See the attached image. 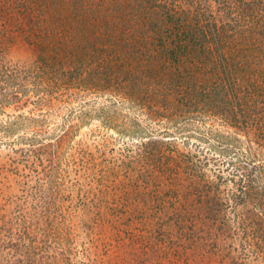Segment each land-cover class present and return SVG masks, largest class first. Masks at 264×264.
<instances>
[{"label":"rangeland","instance_id":"obj_1","mask_svg":"<svg viewBox=\"0 0 264 264\" xmlns=\"http://www.w3.org/2000/svg\"><path fill=\"white\" fill-rule=\"evenodd\" d=\"M23 3L0 0V66L33 72L0 86V264H264L231 199L255 131L130 95L90 52L71 76L86 37Z\"/></svg>","mask_w":264,"mask_h":264},{"label":"trees","instance_id":"obj_2","mask_svg":"<svg viewBox=\"0 0 264 264\" xmlns=\"http://www.w3.org/2000/svg\"><path fill=\"white\" fill-rule=\"evenodd\" d=\"M33 3L55 26L66 25L70 39L86 37L90 49L79 46L72 61L68 59L71 76L78 74L77 64L87 52L107 65L116 60L117 75L130 95L183 108L202 106L231 127L253 129L256 136L249 140L258 142L264 153V0H24L23 4L30 10ZM62 11L69 13L68 19ZM41 32L43 40H51L45 27ZM54 57L48 58L55 65L59 61ZM52 60H41L45 64L41 68L56 70ZM30 73L0 66V86L20 84ZM248 150L254 158L250 146ZM250 165L244 166L231 199L236 230L264 255V162ZM215 195L220 211L226 203ZM217 226L232 232L224 218Z\"/></svg>","mask_w":264,"mask_h":264}]
</instances>
